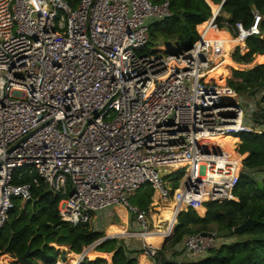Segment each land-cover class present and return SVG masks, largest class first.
I'll use <instances>...</instances> for the list:
<instances>
[{
  "label": "built area",
  "instance_id": "2783aa9c",
  "mask_svg": "<svg viewBox=\"0 0 264 264\" xmlns=\"http://www.w3.org/2000/svg\"><path fill=\"white\" fill-rule=\"evenodd\" d=\"M221 10L191 48L154 55L144 53L150 25L172 16L170 1L82 0L74 9L65 0H0V230L15 203L29 202L41 185L70 193L59 205L62 223L87 224L121 206L142 225L143 239L171 238L182 212L237 201L243 155L203 142L262 133L252 119L264 104L261 93L243 100L233 91L225 101L205 81L217 66L206 34ZM263 20L254 11L249 27L223 24L245 45L263 38ZM160 169L184 176L172 199ZM147 185L156 206L175 205L165 231H150L147 211L126 199ZM205 234L189 235L178 250L205 256L222 243L217 232ZM143 250L156 264L158 250Z\"/></svg>",
  "mask_w": 264,
  "mask_h": 264
},
{
  "label": "trees",
  "instance_id": "16d2710c",
  "mask_svg": "<svg viewBox=\"0 0 264 264\" xmlns=\"http://www.w3.org/2000/svg\"><path fill=\"white\" fill-rule=\"evenodd\" d=\"M65 1L76 9L82 0ZM165 1H170L172 16L150 25V43L159 40L169 44L175 43L181 51L191 48L198 41L197 27L212 17L211 7L214 14L217 13L219 6L214 4L224 3L221 16L217 18L215 27L209 33L210 38L218 41L219 54L228 51V45H220V42L225 41L229 36L223 38L222 32L220 33L221 30H225L224 21L232 24L242 22L249 27L253 23L254 11H258L264 18V0H211L214 4L208 0L211 7L205 0H153L157 4ZM187 12L195 15L186 17ZM225 15L228 17L226 18ZM261 31L263 38L253 36L246 41L247 53L242 54L240 49L235 51L233 61L236 64L250 65L257 57H264V20ZM213 58L216 59L217 55L213 54ZM205 81L209 85L217 86V89L234 91L245 99L261 93L263 95L260 103L264 104V63L247 70H236L232 65H222L219 70L210 73ZM253 122L256 126H263L264 113H256ZM263 133H242L240 153L249 155L244 161L245 170L236 191L238 201H227L222 204L207 203L204 207L207 210L205 217H201L194 210L182 212L177 218L173 238L155 258L156 264H264V179L258 181L253 176L255 173L264 174ZM203 143L206 144V141ZM235 143L232 138L225 139L213 144L212 147L216 151L232 156ZM241 158L244 159V156ZM252 173H254L253 177H250ZM28 181L29 179L26 178L23 182ZM259 183L263 184V189ZM69 194L56 195L45 185H41L33 190V197L29 202L24 204L16 202L9 222L0 230V261L8 264L9 258L3 256L16 260L30 248L33 252L30 257L32 264H66L67 252L61 249L65 250L69 246L71 253L78 254V256L72 255L69 264H76L84 248L105 239L104 231L96 229L95 214L92 215L89 223L75 227L61 222L59 205L68 198ZM153 195L154 192L147 196L141 210H149ZM174 206L168 204L165 208H161L160 227L163 228L168 222L166 228L161 231L171 226ZM248 220L254 221V226L243 234H235L234 230ZM212 231L217 232L224 240L233 238L232 242H222L217 249L200 260L185 258L183 252L177 249L189 235ZM148 237L163 239L160 235ZM162 242L147 241V244L156 247ZM95 250L101 254L113 253L112 259L100 256L88 257L81 264H138L139 255L145 254L143 247L133 249L125 241L120 244V239L116 238L103 241ZM92 251L94 250L88 251L87 256H94ZM169 256L179 258L180 261L170 260ZM214 256L222 258V261L215 259ZM13 264L21 263L14 261Z\"/></svg>",
  "mask_w": 264,
  "mask_h": 264
},
{
  "label": "rangeland",
  "instance_id": "374dc122",
  "mask_svg": "<svg viewBox=\"0 0 264 264\" xmlns=\"http://www.w3.org/2000/svg\"><path fill=\"white\" fill-rule=\"evenodd\" d=\"M214 10H216V9H214ZM213 13L214 12H213V9H212V16H213ZM207 22H205V24ZM201 29L202 28H200V26L197 27V32L199 33V35H200V33H202ZM226 35L227 34L226 33L224 34V32H223V38H225ZM235 39H236L235 37H233V36L231 37L229 35V36H227V39L225 41L220 42L221 46L228 45V48H227L228 51H225L222 54H219L220 50L218 48V41H216V39H212V41L209 42L210 47H211L212 55L213 54L217 55V58H216L217 66H215V70H219L222 65H232L233 68L236 69V70H247V69L253 68V67H255V66L259 65V64L264 63V57H261V58L257 57L254 60V62L252 64H250V65H240V64H236V63L233 64V62L231 61L230 58L233 59V55H234V53H235V51L237 49H240L242 54H245V53L248 52V51L245 50L246 49V44L244 45V44L240 43L238 40L235 41ZM178 49L179 48H178L177 44H175V43H170L169 44V43L163 42L162 40H159V41H156L155 43H150L148 45V49L145 50L144 53L160 55V54H164V52L166 50H167V52H174V51H177ZM224 57H226V60H225ZM218 90H220V91H218L220 96L221 95L226 96V97H223V100H225V101L231 99L232 96H233V93L231 91H229V90H221V89H218ZM243 100H245V99H243ZM262 107L264 108V105H262ZM223 137H227V138L211 139L210 141L206 142V144L212 147L213 144L217 143L218 141H223L225 139L227 140V139H231L232 138V139H234L236 141V143H235L236 144L235 145L236 152H238V153L240 152V148H241V144H242V141H241L242 140V133H231V134L225 135ZM234 154H235V151L233 149L232 156ZM248 155L249 154H244L243 155L244 159H246L248 157ZM244 161H243V166L245 164ZM182 171H184V170H182ZM170 172H171V169H160L159 170L160 177L162 178L163 182H165V187L167 188V190L170 193V199H172L174 191L177 188H179V186L181 184V181H182L184 176H183V174L182 175H180V174L171 175L172 172L171 173ZM253 174L254 173H252L251 175H249V174L248 175L251 177ZM241 175H243V172H242ZM253 176L258 181H262L264 179V174H261V173H255ZM237 189H236V191H237ZM236 191H235V195H236ZM153 192H155L154 189L151 188L150 185H147V186H144L142 189H140L138 191H135V192H132V193H127L126 194V199L128 200V202L131 205V207H135L137 209H141L142 208V204L146 202L147 196L149 194L153 193ZM157 200H158V197L154 193V195L152 197V204L150 205L149 210H147V217H146V222H147V225H148V229L150 231H156V230H159V229L160 230H164L166 228L165 226L168 224V222L163 227L164 229L162 227H160V224H159V220H161V215H162L161 208H165L166 206H168V204H173L171 202H161L160 205L156 206ZM153 205H154V207H153ZM204 207H205V205H204ZM154 208H156V209H154ZM173 210H174V208H173ZM197 213H200V215H203L204 212L202 210H199ZM121 219H123L125 224L129 223L128 225H130V226H128L129 229H128L127 234L124 236L125 240H123V241L132 240V239H134L136 237L137 234H141L143 232L142 225L136 221V218L133 216V214L131 212H129L128 209H125V208H123L121 206H115V207H113V208H111L109 210L104 211L102 214H98V215L95 214L94 222H95L96 229L98 231H104L105 235L108 236L110 233L108 232V228H107L108 225L107 224L110 223V222L113 223L111 226H113L115 224L114 222L120 224V223H122ZM176 223L177 222L174 223V229H175ZM173 236H174V234H173ZM173 236L171 238L167 239V240H171L173 238ZM232 239H230V240L225 239L224 240V239L221 238L223 243L224 242L230 243V242H232ZM159 240H163V239H159ZM92 247L93 246L84 248L82 253L88 252L91 249L94 250L95 248H92ZM61 250L67 252L66 264H69V262L72 260V255L69 253L70 252V247H67L65 250L64 249H61ZM82 253H81V255H82ZM3 257H8L9 258L8 264H13V262L15 260V259H10V257L6 256V255L3 256ZM89 257H93V256H89ZM202 257L204 258V256H193L192 255V256H190V259H194V260L198 259V260H200V259H202ZM79 258H81V256ZM87 258H88V256H87ZM109 259L111 260L112 258L110 257Z\"/></svg>",
  "mask_w": 264,
  "mask_h": 264
},
{
  "label": "crops",
  "instance_id": "0c3cea01",
  "mask_svg": "<svg viewBox=\"0 0 264 264\" xmlns=\"http://www.w3.org/2000/svg\"><path fill=\"white\" fill-rule=\"evenodd\" d=\"M206 2H207V4L210 6V4L208 3V0H205ZM212 4H214L211 0H209ZM214 5H216V6H219L218 4H214ZM211 7V6H210ZM211 10H212V7H211ZM225 17L227 18L228 16L227 15H225ZM202 25H205L206 26V28H207V24H202ZM201 26V25H200ZM227 34V35H230L231 37H232V35H231V33L229 32V31H224V34ZM210 38V37H209ZM210 39H212V38H210ZM223 39V38H222ZM246 51H248V49H247V46H246V49H245ZM224 58H226V57H224ZM231 59V61L233 62V64H235V62L233 61V59L232 58H230ZM229 91H231V90H229ZM232 93H234L233 91H231ZM234 95V94H233ZM242 98V97H241ZM243 99H245V98H243ZM245 100H247V99H245ZM175 207V206H174ZM204 213H203V215H200V213H198L201 217H205V215H206V213H207V210H206V208H202L201 209ZM103 212H99V213H97V215L98 214H102ZM172 217V219H173V216H171ZM127 219V218H126ZM121 222L122 223H120V224H118V223H116V222H114L115 224L113 225V226H111L113 223L112 222H110V223H108L107 225V228H108V232L110 233L108 236L106 235V237H108V238H110V239H120V241H123V240H125V235L127 234V232H128V229H129V227L128 226H130V225H128L129 223H126L125 224V222L123 221V219H121ZM125 226H124V225ZM123 225V226H122ZM170 225H172V222H171V224ZM147 241L148 242H155V241H163L162 243H160V245H158V246H156V247H152V248H155V249H157L158 251H157V253L165 246V244H167L168 243V241L169 240H165L164 238H163V240H159V239H154V238H149L148 236H146V239H143L141 236H140V234H137L136 235V237L134 238V239H132V240H129V241H125L128 245H131V247L133 248V249H135V248H142L143 247V245H148L147 244ZM149 246V245H148ZM67 247H69V246H67ZM149 247H151V246H149ZM96 249V248H95ZM94 249V256L93 257H90V258H94L95 256L97 257V256H100V257H107V258H112V256H113V253H111V254H106V253H102L101 254V252H98L97 253V251ZM177 249H179V247L177 248ZM71 255H75V256H78V254H75V253H71V252H69ZM68 253V254H69ZM89 257V256H88ZM186 258V257H185ZM203 258V257H202ZM10 259H12L11 257H10ZM168 259H170V260H176V259H178L179 260V258H173V256L171 257V256H169L168 257ZM15 261V260H14ZM180 261V260H179ZM0 264H7V263H3L2 261H0ZM138 264H154V262H153V260L149 257V256H147L146 254H141V255H139V258H138Z\"/></svg>",
  "mask_w": 264,
  "mask_h": 264
},
{
  "label": "water",
  "instance_id": "95a60500",
  "mask_svg": "<svg viewBox=\"0 0 264 264\" xmlns=\"http://www.w3.org/2000/svg\"><path fill=\"white\" fill-rule=\"evenodd\" d=\"M224 3L221 4V6H223ZM191 14L195 15V13H190L187 12L185 13L186 17H189ZM264 134V133H263ZM245 168L244 166L242 167V172H244ZM259 186L261 187V189H263V184L259 183ZM175 221V219H174ZM174 223V222H173ZM255 222L252 220H248L246 221L243 225H241L240 227L236 228L234 230V233L237 235L243 234L244 232L248 231L249 229H251L254 226ZM203 236H206L205 233H203ZM110 238L105 237L104 240H108ZM120 244H122V241H120ZM33 254V252L31 251V249L29 248L28 251L20 258L16 259L15 261L21 263V264H32V262L30 261V257ZM87 252L82 253V256L86 255ZM215 259H218L220 261H222V258H218L217 256H214Z\"/></svg>",
  "mask_w": 264,
  "mask_h": 264
},
{
  "label": "bare ground",
  "instance_id": "6f19581e",
  "mask_svg": "<svg viewBox=\"0 0 264 264\" xmlns=\"http://www.w3.org/2000/svg\"><path fill=\"white\" fill-rule=\"evenodd\" d=\"M217 14V13H216ZM200 28H202L201 30H202V32L206 29V26L205 25H201L200 26ZM212 28L213 27H211L210 29H209V31H208V33L206 34V39L209 41V42H211L212 41V39H210L209 37V33L211 32V30H212ZM224 32V31H223ZM223 32H222V35H223ZM225 60H226V58H225ZM217 91V93H218V89L216 90ZM219 94V93H218ZM215 139H218V138H215ZM211 139H209V140H205L206 142H208V141H210ZM94 253V251H92V254Z\"/></svg>",
  "mask_w": 264,
  "mask_h": 264
}]
</instances>
